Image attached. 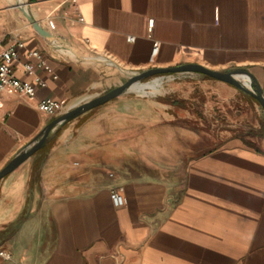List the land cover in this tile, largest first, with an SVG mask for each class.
<instances>
[{
  "label": "crops",
  "instance_id": "crops-1",
  "mask_svg": "<svg viewBox=\"0 0 264 264\" xmlns=\"http://www.w3.org/2000/svg\"><path fill=\"white\" fill-rule=\"evenodd\" d=\"M18 2L0 0V50L22 42L13 75L45 84L0 94V169L53 118L40 100L66 111L119 85L116 65L245 68L264 94V0H22L54 46ZM165 80L56 127L0 179V264H264L263 109L199 73Z\"/></svg>",
  "mask_w": 264,
  "mask_h": 264
},
{
  "label": "water",
  "instance_id": "water-1",
  "mask_svg": "<svg viewBox=\"0 0 264 264\" xmlns=\"http://www.w3.org/2000/svg\"><path fill=\"white\" fill-rule=\"evenodd\" d=\"M26 19L29 23H31L38 31H40L44 37L46 36V31L39 25V23L29 14V12L19 7ZM46 38V37H45ZM47 41V39H46ZM47 43L51 45L48 41ZM51 46H54L51 45ZM78 56V55H76ZM96 61L97 59H90ZM112 64V61L106 60ZM116 65V64H115ZM116 67L126 76L124 82L116 85L109 90L91 97L87 100H84L66 111L59 113L53 118L39 131V133L29 141L23 148H21L9 161L0 169V179L11 173L17 167H19L24 161H26L29 157H31L35 152L40 150L45 143L49 140L52 135L53 130L63 125L64 123L72 120L81 114L96 108L100 105H103L110 100L122 95L129 88L137 85L142 80L150 78L152 76L164 75V74H175V73H183V72H195L202 74L205 77H210L227 84L234 86L235 88L243 91L244 93L252 96L260 107L264 111V94L260 87V85L255 80L254 76L251 72H249L245 68H233L225 71H219L215 69H211L205 67L198 63H184L176 66L170 67H148L141 71H127L116 65ZM239 77L248 78V85Z\"/></svg>",
  "mask_w": 264,
  "mask_h": 264
},
{
  "label": "built area",
  "instance_id": "built-area-1",
  "mask_svg": "<svg viewBox=\"0 0 264 264\" xmlns=\"http://www.w3.org/2000/svg\"><path fill=\"white\" fill-rule=\"evenodd\" d=\"M81 19V18H80ZM153 27V20L148 19L147 21V31L150 32ZM133 37H129L131 40ZM23 46L22 42H17L16 44L0 50V94L6 90L16 91L27 96H32L35 91V86H43L45 83L38 77L35 78L34 83L20 81L13 75V63L19 54L20 48ZM158 43L154 42L150 55L149 63L152 64L158 52ZM29 56H34L39 60L38 66L48 69L42 54L38 50L30 51ZM25 70L31 73V65L25 64ZM39 109L48 115L56 116L63 110V103L46 98L40 100L38 103ZM110 198L115 207H122L125 204V198L121 194V189H111ZM0 257L5 260L10 259V253L0 250Z\"/></svg>",
  "mask_w": 264,
  "mask_h": 264
},
{
  "label": "rangeland",
  "instance_id": "rangeland-1",
  "mask_svg": "<svg viewBox=\"0 0 264 264\" xmlns=\"http://www.w3.org/2000/svg\"><path fill=\"white\" fill-rule=\"evenodd\" d=\"M16 3V2H14ZM113 71L116 72L117 75H119L118 73H121V77H120V83L124 82L125 79H126V76L125 74H123L119 69H115V68H112ZM171 75L173 74H164V75H157V76H152L150 78H147V79H144L142 80L140 83H138L137 85H134L133 87L129 88L127 91H126V95L130 98H137V99H157V98H160L163 94L164 91H166L168 89V86H169V83L166 82V78L167 77H170ZM157 77H163V83L158 86H156L157 83H153V79L154 81L155 78ZM147 83V84H145ZM144 84L143 86H147L149 85V87H143L141 88L140 86ZM137 87H139L140 89H138Z\"/></svg>",
  "mask_w": 264,
  "mask_h": 264
},
{
  "label": "bare ground",
  "instance_id": "bare-ground-1",
  "mask_svg": "<svg viewBox=\"0 0 264 264\" xmlns=\"http://www.w3.org/2000/svg\"><path fill=\"white\" fill-rule=\"evenodd\" d=\"M16 7H22V8H24L25 9V7H24V3L22 2V0H19V2H18V4H17V6ZM46 37V36H45ZM46 39H47V37H46ZM47 41L51 44V45H53L54 44V42H52V41H50L49 39H47ZM60 47V46H59ZM77 54H75L74 53V56H76ZM239 78H241L247 85H248V78H246V77H239Z\"/></svg>",
  "mask_w": 264,
  "mask_h": 264
}]
</instances>
